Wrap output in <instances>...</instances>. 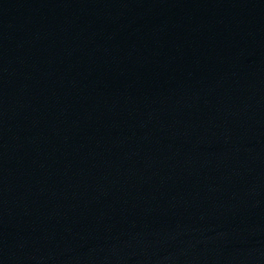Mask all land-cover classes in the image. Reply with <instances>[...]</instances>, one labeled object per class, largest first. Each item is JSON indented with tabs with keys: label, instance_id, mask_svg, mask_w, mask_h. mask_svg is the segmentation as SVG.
<instances>
[{
	"label": "water",
	"instance_id": "95a60500",
	"mask_svg": "<svg viewBox=\"0 0 264 264\" xmlns=\"http://www.w3.org/2000/svg\"><path fill=\"white\" fill-rule=\"evenodd\" d=\"M0 264H264V0H0Z\"/></svg>",
	"mask_w": 264,
	"mask_h": 264
}]
</instances>
